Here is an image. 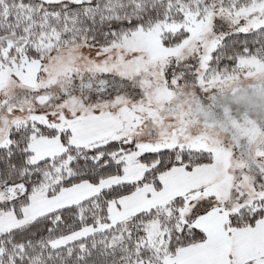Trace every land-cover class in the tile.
<instances>
[{
	"label": "snow or ice",
	"instance_id": "6c2138e0",
	"mask_svg": "<svg viewBox=\"0 0 264 264\" xmlns=\"http://www.w3.org/2000/svg\"><path fill=\"white\" fill-rule=\"evenodd\" d=\"M0 264H264V0H0Z\"/></svg>",
	"mask_w": 264,
	"mask_h": 264
}]
</instances>
